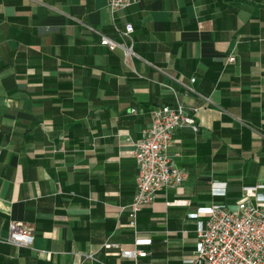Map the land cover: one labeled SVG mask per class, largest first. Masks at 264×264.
Masks as SVG:
<instances>
[{"label":"crops","instance_id":"0c3cea01","mask_svg":"<svg viewBox=\"0 0 264 264\" xmlns=\"http://www.w3.org/2000/svg\"><path fill=\"white\" fill-rule=\"evenodd\" d=\"M177 101L196 109L197 131L177 129L170 149L187 178L134 230V144ZM258 185L264 0H140L113 14L107 0H0V264H134L102 245L128 248L135 232L150 240L144 264H184L204 220L192 214L256 203L264 188L245 189ZM11 222L33 227L32 246L5 242Z\"/></svg>","mask_w":264,"mask_h":264},{"label":"built area","instance_id":"2783aa9c","mask_svg":"<svg viewBox=\"0 0 264 264\" xmlns=\"http://www.w3.org/2000/svg\"><path fill=\"white\" fill-rule=\"evenodd\" d=\"M139 1L107 0V5L113 14L137 5ZM116 31L120 36L129 38L133 27L125 24L122 30ZM100 44L111 51L122 48L126 56L131 54V49L123 48L107 36H101ZM227 62H234V57H228ZM194 111L196 109H187L177 101L174 105H161L150 112V121L133 148L138 173L136 192L126 209L130 228L135 230L138 213L150 207L159 193L180 187L186 180V170L175 165L170 149L177 129L189 127L197 131ZM135 113V109L130 110V114ZM261 188L264 185L245 190L256 195ZM214 194L218 195L219 191ZM256 199V203L247 200L236 202L234 208L223 203L197 209L192 216H203L204 220L197 225L195 253L191 258L184 259V264H264V195L257 194ZM33 241L32 226L13 222L8 225L5 242L17 247H30ZM149 243L150 240L138 237L135 232L134 242L128 248L111 242H105L102 247L119 251L121 257L134 264H144L142 259L147 252L139 247Z\"/></svg>","mask_w":264,"mask_h":264}]
</instances>
